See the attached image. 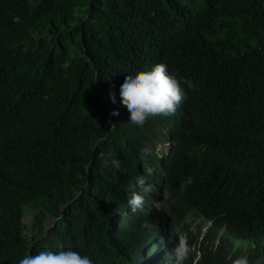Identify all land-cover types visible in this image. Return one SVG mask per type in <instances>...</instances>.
Returning <instances> with one entry per match:
<instances>
[{
	"label": "trees",
	"instance_id": "trees-1",
	"mask_svg": "<svg viewBox=\"0 0 264 264\" xmlns=\"http://www.w3.org/2000/svg\"><path fill=\"white\" fill-rule=\"evenodd\" d=\"M160 62L198 87L170 153L141 159L166 123L129 124L120 86ZM225 98L245 113L223 117ZM156 164L178 188L191 176L185 196L219 226L264 238V0H0V264L45 248L140 264L162 220L113 228L106 213L127 203L134 177L157 186ZM49 215L59 219L46 230Z\"/></svg>",
	"mask_w": 264,
	"mask_h": 264
},
{
	"label": "clouds",
	"instance_id": "clouds-1",
	"mask_svg": "<svg viewBox=\"0 0 264 264\" xmlns=\"http://www.w3.org/2000/svg\"><path fill=\"white\" fill-rule=\"evenodd\" d=\"M189 78V74L179 75L172 64L165 62L155 64L151 70L137 71L125 77L120 86V98L130 113L128 123L143 127L149 118L154 117L166 123L157 121L158 139L148 143V148L140 149L141 159L151 153L159 157L168 155L177 144L174 130L178 126L185 130L183 119L187 91H196L198 87ZM110 98L115 103V94L110 93ZM218 102L222 106L223 117L245 113L246 105L240 100L225 98ZM110 115L118 116L119 113L113 111ZM108 124L110 128L116 126L111 120ZM160 146H167V149L161 151ZM98 158L105 167L110 162L115 169H121L120 160L112 152L107 153V156L101 152ZM155 171L159 180L157 186L147 183L144 175L134 177L126 186L127 203L112 207L106 213L105 222L113 228L119 227L126 217L139 216L141 213L162 220L160 232L143 246L140 264H199L204 258L207 262L212 260L222 264H264V238H241L230 233L227 224L219 226L215 217L197 208L196 202L185 196L187 187L194 182L191 176L180 184L179 189L166 181L160 164H156ZM145 172L151 175L153 170L147 168ZM33 213L30 210L23 218L29 227L34 218ZM191 215L201 219L199 226L189 225L187 220ZM58 219L49 215L44 223L45 229L48 230ZM142 227L150 228L151 225L145 221ZM236 238L246 240L247 246L237 245ZM110 253L109 250L106 256ZM18 264H94V261L88 254L81 255L72 249L45 248L35 255L25 254Z\"/></svg>",
	"mask_w": 264,
	"mask_h": 264
},
{
	"label": "rangeland",
	"instance_id": "rangeland-1",
	"mask_svg": "<svg viewBox=\"0 0 264 264\" xmlns=\"http://www.w3.org/2000/svg\"><path fill=\"white\" fill-rule=\"evenodd\" d=\"M160 149H161V151H165L167 149V146H160ZM187 221L191 227H193V226L197 227V226H199L201 219L198 217H195L194 215H191ZM29 222H30V220L28 221V223ZM235 243L239 246H247L246 240H244V239L236 238ZM252 245H255V244L253 243Z\"/></svg>",
	"mask_w": 264,
	"mask_h": 264
}]
</instances>
